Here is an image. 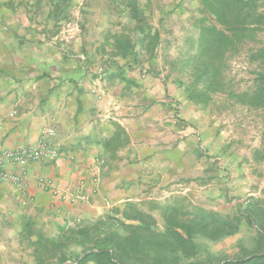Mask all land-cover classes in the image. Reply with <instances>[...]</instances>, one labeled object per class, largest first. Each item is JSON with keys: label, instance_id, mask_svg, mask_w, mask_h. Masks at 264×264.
<instances>
[{"label": "crops", "instance_id": "1", "mask_svg": "<svg viewBox=\"0 0 264 264\" xmlns=\"http://www.w3.org/2000/svg\"><path fill=\"white\" fill-rule=\"evenodd\" d=\"M7 15L0 18V152L45 136L62 157L28 164L23 191L0 186V264H28L21 257L32 249L27 221L33 230L59 231L126 203L162 205L179 197V186L187 191L203 181L194 176L204 170L194 124L183 121L172 99L156 96L153 82L129 67L87 70L35 33L29 18ZM50 129L53 137L44 135Z\"/></svg>", "mask_w": 264, "mask_h": 264}, {"label": "rangeland", "instance_id": "2", "mask_svg": "<svg viewBox=\"0 0 264 264\" xmlns=\"http://www.w3.org/2000/svg\"><path fill=\"white\" fill-rule=\"evenodd\" d=\"M128 1L0 0V18L5 19L10 11L19 20L29 18L35 33L53 39L74 60L79 59L87 70L118 72L129 67L142 81L153 82L151 86L155 87L156 96L161 94L172 99L171 104L178 109L183 121L194 124L195 146L204 155L203 173L197 169L194 172L196 180L204 178L203 181H193L187 191L184 186L177 188L185 205L201 206L231 216L249 198L264 202V163L256 162L253 157L257 150L264 152V109L234 105L225 94L214 95L205 108L187 98L185 88L191 82V69L184 63L195 52L198 36L195 24L201 17L198 1L133 0L148 23L160 33L159 46L153 56L138 44L140 35L135 30L136 22L131 19V10L125 5ZM260 39L264 43V33ZM118 40L121 47L131 43L135 50L123 57L122 49L118 50ZM262 45L249 44L229 58L224 81L231 89L241 93L252 88L260 66L250 61L249 54ZM99 80L102 85L104 80ZM106 214L88 222H96ZM152 215L163 229L160 212H152ZM85 223L68 228H78ZM44 226L45 235L58 236L54 226ZM255 234L253 228L244 224L235 235L216 242L204 241L205 254L214 262L233 260L243 247L253 246ZM28 251L19 256L30 264L32 249Z\"/></svg>", "mask_w": 264, "mask_h": 264}, {"label": "trees", "instance_id": "3", "mask_svg": "<svg viewBox=\"0 0 264 264\" xmlns=\"http://www.w3.org/2000/svg\"><path fill=\"white\" fill-rule=\"evenodd\" d=\"M200 18L195 24L198 36L195 52L184 63L190 66L191 82L187 98L196 106L207 107L216 94H225L234 105L264 109V0H197ZM131 19L139 32L138 44L155 55L160 33L129 0ZM125 57L133 44L121 47ZM263 44L251 50L249 59L260 66L251 89L238 93L224 81L229 58L249 44ZM117 128L115 140L121 137ZM114 140V141H115ZM254 160L264 163V152L257 150ZM180 197L160 205L150 202L147 210L136 203L114 207L96 222L78 228H60L49 237L27 221L25 237L32 246L36 264H264V202L249 198L235 214L224 216L201 206L185 205ZM159 211L164 225L160 229L151 214ZM244 224L255 230L253 246L243 247L233 260L214 262L204 241L216 242L240 232ZM33 239V240H32ZM204 256V257H203Z\"/></svg>", "mask_w": 264, "mask_h": 264}, {"label": "built area", "instance_id": "4", "mask_svg": "<svg viewBox=\"0 0 264 264\" xmlns=\"http://www.w3.org/2000/svg\"><path fill=\"white\" fill-rule=\"evenodd\" d=\"M101 72H103L102 69H100ZM44 135L53 137L55 132L50 129ZM44 138L45 136L38 144L32 146L17 147L0 152V186L9 184L16 190L23 191L26 184L23 171L28 164L62 157L54 144ZM39 183L42 186L48 185L44 178H41ZM76 199L87 201L85 196H75L74 200ZM23 203L25 205L27 202Z\"/></svg>", "mask_w": 264, "mask_h": 264}]
</instances>
